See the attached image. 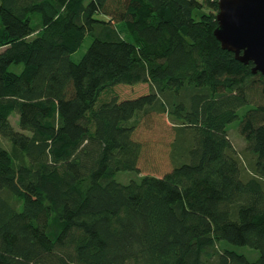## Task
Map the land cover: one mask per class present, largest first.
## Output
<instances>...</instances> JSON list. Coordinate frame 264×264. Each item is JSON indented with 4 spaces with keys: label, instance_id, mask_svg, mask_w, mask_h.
<instances>
[{
    "label": "trees",
    "instance_id": "obj_1",
    "mask_svg": "<svg viewBox=\"0 0 264 264\" xmlns=\"http://www.w3.org/2000/svg\"><path fill=\"white\" fill-rule=\"evenodd\" d=\"M217 11L0 0V264H264V76L220 48ZM117 84L149 91L99 97ZM243 107L238 153L227 127ZM162 114L183 137L172 168L117 183L140 171L134 133Z\"/></svg>",
    "mask_w": 264,
    "mask_h": 264
},
{
    "label": "rangeland",
    "instance_id": "obj_2",
    "mask_svg": "<svg viewBox=\"0 0 264 264\" xmlns=\"http://www.w3.org/2000/svg\"><path fill=\"white\" fill-rule=\"evenodd\" d=\"M205 10H208V8H205ZM90 44L91 43L89 38H85L83 41V46L72 54L73 56L71 57V59L75 62L79 61ZM147 91H149V86L146 84L133 86L117 84L115 87H112L106 92L102 93L99 97L101 99H107V97L114 94V96H117V98H121L122 100H129L137 98L139 97V94H145ZM245 110H247V107L238 109V118L235 121L231 122L227 127V134L230 143L238 153H241L246 146L241 134H239L238 132V121L245 113ZM16 120L17 116L15 114L10 115L9 123H11L15 131H19L18 123L16 122ZM144 120L145 118L140 121V124L143 123ZM150 127V129H147L146 127L139 126L137 131L134 133V138L142 142L143 145L142 156L140 159V171L132 170V172L121 171L119 173H116L114 180L117 183L127 184L132 181L137 182L144 175H149L150 173H164L168 169L172 168L173 165L171 163V159H169V153L171 151V144L175 138V126L172 125L168 116L162 114L153 115ZM176 135V140L174 141L173 145L174 151H178L182 148L181 140L183 139V137L180 133ZM180 143L181 145H179ZM0 145H2L6 150H10V144H8L6 141L1 140ZM151 154H154L153 156L156 159L153 162L147 160V158L153 157L150 156ZM220 246L221 248L235 251L236 253L242 254L243 256L245 255L246 258L250 261H254L258 256V252L256 250H253L247 246L242 247L231 245L224 241L221 242Z\"/></svg>",
    "mask_w": 264,
    "mask_h": 264
},
{
    "label": "water",
    "instance_id": "obj_3",
    "mask_svg": "<svg viewBox=\"0 0 264 264\" xmlns=\"http://www.w3.org/2000/svg\"><path fill=\"white\" fill-rule=\"evenodd\" d=\"M217 5L213 35L220 48L264 76V0H217Z\"/></svg>",
    "mask_w": 264,
    "mask_h": 264
}]
</instances>
